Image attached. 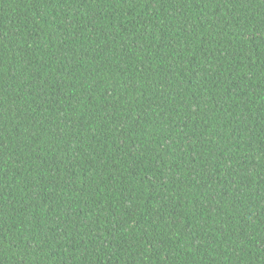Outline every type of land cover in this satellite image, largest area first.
I'll return each mask as SVG.
<instances>
[{
    "label": "trees",
    "instance_id": "16d2710c",
    "mask_svg": "<svg viewBox=\"0 0 264 264\" xmlns=\"http://www.w3.org/2000/svg\"><path fill=\"white\" fill-rule=\"evenodd\" d=\"M0 264H264V0H0Z\"/></svg>",
    "mask_w": 264,
    "mask_h": 264
}]
</instances>
